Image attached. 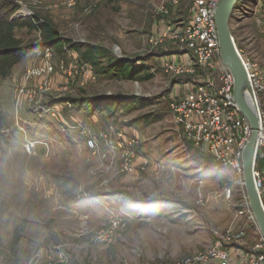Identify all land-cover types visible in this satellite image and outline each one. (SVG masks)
I'll return each mask as SVG.
<instances>
[{"label":"rangeland","instance_id":"rangeland-1","mask_svg":"<svg viewBox=\"0 0 264 264\" xmlns=\"http://www.w3.org/2000/svg\"><path fill=\"white\" fill-rule=\"evenodd\" d=\"M5 1L17 4L11 17L50 20L78 48L54 51L38 29H14L26 52L0 81V264H173L216 231L244 230L245 248L258 242L242 180L194 148L168 107L188 78L164 71L178 50L150 37L188 18L189 0ZM234 12L237 49L264 68V0ZM89 47L102 66L132 61L140 78L96 74L81 58ZM106 98L142 105L88 107ZM100 230L106 237L95 239Z\"/></svg>","mask_w":264,"mask_h":264},{"label":"built area","instance_id":"built-area-1","mask_svg":"<svg viewBox=\"0 0 264 264\" xmlns=\"http://www.w3.org/2000/svg\"><path fill=\"white\" fill-rule=\"evenodd\" d=\"M66 2L68 7L75 3L74 0ZM219 2L189 0L188 18L163 21L150 42L155 46L167 43L176 48L174 59L164 63V71L173 77L188 78L184 91L172 96L168 104L175 126L194 148L229 168L243 183L242 151L251 128L233 98V75L220 58L215 22ZM176 4L177 0L169 1L170 6ZM158 11L166 14V6H160ZM237 51L249 82L248 96L259 119L252 176L264 208V68ZM96 138L87 139L90 148L97 145ZM33 147L32 143L25 145L29 152ZM244 234L242 229L216 231L208 246L173 264H264V240L260 237L253 246L245 248L239 245ZM106 235L103 230L94 233L95 239H104Z\"/></svg>","mask_w":264,"mask_h":264},{"label":"trees","instance_id":"trees-1","mask_svg":"<svg viewBox=\"0 0 264 264\" xmlns=\"http://www.w3.org/2000/svg\"><path fill=\"white\" fill-rule=\"evenodd\" d=\"M17 8V4L13 1L0 0V81L11 73L14 65L24 57L26 52L14 35V29L17 27L29 26L30 28L38 29L42 35L43 43L47 47H51L54 51L61 52L65 47H69L70 45H72L70 49L78 48L76 44H71L69 39L63 38L56 25L50 20L36 14L32 16L18 15L11 17ZM81 58L84 62L91 64L96 74L102 75L106 79L137 81L140 78L139 71L141 70L135 68L132 61L129 62L125 59L114 58L113 62L102 66L92 47L87 48L81 54ZM106 99L105 104L95 105L93 102L89 103L88 107L92 110L100 109L115 112L120 109L121 111L131 112L142 105V102L132 99L129 100L128 98Z\"/></svg>","mask_w":264,"mask_h":264},{"label":"water","instance_id":"water-1","mask_svg":"<svg viewBox=\"0 0 264 264\" xmlns=\"http://www.w3.org/2000/svg\"><path fill=\"white\" fill-rule=\"evenodd\" d=\"M240 1L242 0H220L215 11V22L218 32L220 58L234 78L233 98L251 128L250 138L242 151L243 184L251 218L256 224L260 237L264 240V208L252 176L259 119L256 109L251 104V98L248 96L250 87L246 70L235 46L229 25L235 6Z\"/></svg>","mask_w":264,"mask_h":264},{"label":"crops","instance_id":"crops-1","mask_svg":"<svg viewBox=\"0 0 264 264\" xmlns=\"http://www.w3.org/2000/svg\"><path fill=\"white\" fill-rule=\"evenodd\" d=\"M128 128H129L131 131H133V136H137L136 133H135L136 130H135L133 127H128Z\"/></svg>","mask_w":264,"mask_h":264}]
</instances>
